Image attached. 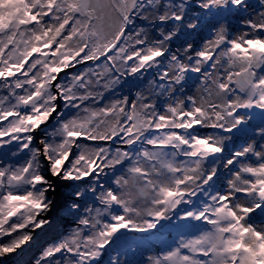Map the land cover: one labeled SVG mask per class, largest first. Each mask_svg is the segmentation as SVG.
<instances>
[{"label":"snow or ice","instance_id":"1","mask_svg":"<svg viewBox=\"0 0 264 264\" xmlns=\"http://www.w3.org/2000/svg\"><path fill=\"white\" fill-rule=\"evenodd\" d=\"M0 264H264V0H0Z\"/></svg>","mask_w":264,"mask_h":264}]
</instances>
